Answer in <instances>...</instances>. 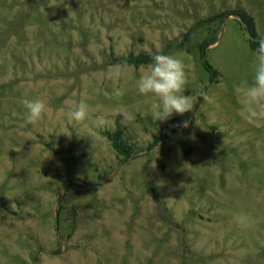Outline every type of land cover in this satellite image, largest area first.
Listing matches in <instances>:
<instances>
[{"label": "rangeland", "instance_id": "rangeland-1", "mask_svg": "<svg viewBox=\"0 0 264 264\" xmlns=\"http://www.w3.org/2000/svg\"><path fill=\"white\" fill-rule=\"evenodd\" d=\"M237 9L264 35V0H0V264H264V121L234 95L255 64ZM156 52L183 60L194 105L163 121L135 88L151 61H126ZM21 98L46 102L39 121Z\"/></svg>", "mask_w": 264, "mask_h": 264}, {"label": "clouds", "instance_id": "clouds-1", "mask_svg": "<svg viewBox=\"0 0 264 264\" xmlns=\"http://www.w3.org/2000/svg\"><path fill=\"white\" fill-rule=\"evenodd\" d=\"M254 53L255 64L250 78L241 79L234 86L239 111L250 123L264 121V35L258 38ZM113 75L106 73L107 78ZM115 75L123 78L125 75L123 65ZM186 80L185 64L180 57L156 52L151 56V62L146 70L136 79L135 88L141 96L156 100L155 117L156 120L163 121L173 113L182 115L193 110L194 105L189 95L183 94ZM107 95L118 100L124 92L121 88L115 87ZM19 102L26 109L25 123L34 124L46 111V102L41 98H21ZM120 115L123 120L133 119V115L127 111H121ZM69 118L76 123L90 118L89 106L83 98L69 112ZM92 122L95 126L103 125L105 117L98 113ZM182 127H188V121H183ZM192 138L194 139V136Z\"/></svg>", "mask_w": 264, "mask_h": 264}, {"label": "trees", "instance_id": "trees-1", "mask_svg": "<svg viewBox=\"0 0 264 264\" xmlns=\"http://www.w3.org/2000/svg\"><path fill=\"white\" fill-rule=\"evenodd\" d=\"M236 15L240 17V19L245 23L249 36H250V47L251 49H255L257 47V40L259 36L257 35L254 27V21L252 17L247 14L244 10L242 9H237V10H232V11H227L226 15ZM191 32V29L186 31L184 33V36H188ZM178 45H182V43H178ZM126 61H132L135 64H141V63H148L151 61V56L147 53H140L138 55H131ZM116 139L112 141L113 145H116Z\"/></svg>", "mask_w": 264, "mask_h": 264}]
</instances>
